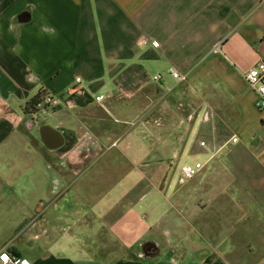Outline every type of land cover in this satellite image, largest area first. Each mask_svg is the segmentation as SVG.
I'll return each instance as SVG.
<instances>
[{
  "label": "crops",
  "instance_id": "0c3cea01",
  "mask_svg": "<svg viewBox=\"0 0 264 264\" xmlns=\"http://www.w3.org/2000/svg\"><path fill=\"white\" fill-rule=\"evenodd\" d=\"M260 61L264 0H0V183L10 173L28 188L48 184L31 193L0 253L30 264H239L214 248L222 216L206 197L213 172L241 173L264 155V111L245 78ZM40 91L59 105L27 114ZM43 124L64 135L61 148L44 144L54 131ZM179 130L178 149L192 130L190 150L204 166L168 196L154 167L160 155L146 151ZM142 159L154 173L148 187L119 207L114 191L129 175L109 170ZM43 165L47 177L35 179ZM39 211L41 226L25 236L20 226ZM141 213L148 223L136 222Z\"/></svg>",
  "mask_w": 264,
  "mask_h": 264
},
{
  "label": "rangeland",
  "instance_id": "374dc122",
  "mask_svg": "<svg viewBox=\"0 0 264 264\" xmlns=\"http://www.w3.org/2000/svg\"><path fill=\"white\" fill-rule=\"evenodd\" d=\"M182 133L179 130L177 133L167 137L168 140L164 142L159 138L146 151L148 153L147 157L150 154L160 155V157L154 159L156 164L154 167H157L162 179L168 174L165 189L168 196H171L182 185V167L186 163L194 164L197 159L190 150L191 144L195 139V135H192V130L188 133L184 148L182 150L178 149V143L175 142V138L180 137ZM225 153L227 154V151ZM130 156L133 157L134 154L131 153ZM222 156L220 155L218 159ZM259 160H261L259 165H251L241 173L237 172L233 166L225 167L222 172L218 168L219 170L213 172L208 180L213 184V188L210 189V197L206 198L210 200L211 205L222 216L218 221V226L221 229L213 231L214 234H212L215 240L213 242L214 248L222 249V254L226 257L230 256L232 261L236 257L239 264H258L264 259V155H260ZM141 163L143 164L142 166L138 162L130 161L120 167H114V169L109 170L115 176L118 174L129 175L125 178V181L119 183V188L114 191L119 193L118 195L120 196V199H118L121 202L119 207H133V192H138L148 187L147 176L154 173L148 165L150 163L149 160L142 159ZM47 175L44 165L40 167L38 174L34 173L35 179L39 177L40 180L45 176L47 177ZM0 184V239H2L3 237L5 238L7 233L11 232L8 227L12 221L18 218V214L21 211L25 212L30 209L28 206L31 202V193L44 194L48 184L46 181L34 182V189L28 188L27 185L22 186L17 182L10 173ZM35 184H37V188ZM136 186L140 188L135 189ZM21 193L30 196L21 198L19 197ZM114 197L112 195L107 200L110 202L114 200ZM143 214L148 215L150 217L149 220H152L154 216L153 211L150 210L144 211ZM135 220L136 222L143 221L148 223L147 220L142 218V213L140 215L135 214ZM13 232H15V229ZM220 241L224 245H220Z\"/></svg>",
  "mask_w": 264,
  "mask_h": 264
},
{
  "label": "built area",
  "instance_id": "2783aa9c",
  "mask_svg": "<svg viewBox=\"0 0 264 264\" xmlns=\"http://www.w3.org/2000/svg\"><path fill=\"white\" fill-rule=\"evenodd\" d=\"M143 42L149 41L147 37L142 39ZM154 46H159V41L152 40ZM172 74L175 78H178L180 81L184 82L186 77L180 75L177 71H172ZM160 76H155V79H159ZM246 81L251 89L257 93V107L261 111H264V61H260L257 65L251 67L245 73ZM77 81L80 82L81 78H77ZM104 96H98L97 100L100 101ZM42 104L48 105L50 107H57L59 105V100L52 94H45ZM238 137H233L232 141L237 142ZM201 146H205L204 141L200 142ZM204 164L202 162H195L194 164L186 163L182 167L181 171V180L182 183L192 179L196 176L199 171L203 168ZM6 257V259H5ZM0 264H30L29 261L25 258L17 256L9 251H4L0 253ZM258 264H264V261L259 262Z\"/></svg>",
  "mask_w": 264,
  "mask_h": 264
},
{
  "label": "flooded vegetation",
  "instance_id": "af4514ba",
  "mask_svg": "<svg viewBox=\"0 0 264 264\" xmlns=\"http://www.w3.org/2000/svg\"><path fill=\"white\" fill-rule=\"evenodd\" d=\"M35 115H36V113H35ZM40 128H41V126L38 128V132L40 131ZM88 142H89L88 146H90V145L95 146L96 142L94 140H89ZM60 162H63V159L60 160ZM88 169H90V167H86L85 171L87 172ZM53 183H54V186L56 187V189H58L59 193H61L60 191H61V188L63 187V183L61 182V179H59L58 175L54 178ZM63 194L64 193L60 194L59 196L62 197ZM44 204H45V202H44ZM57 204H58L57 201H55V205L56 206H57ZM44 216H45V214L40 213V214H37L36 216H34L31 220H29V223L26 225V228L23 231L24 235L25 236L29 235V233L31 231H35L39 226H41V224L43 222V219H44ZM154 248L155 247L152 244H150V243H143L141 245L142 252L147 253V254L154 253L155 252Z\"/></svg>",
  "mask_w": 264,
  "mask_h": 264
},
{
  "label": "water",
  "instance_id": "95a60500",
  "mask_svg": "<svg viewBox=\"0 0 264 264\" xmlns=\"http://www.w3.org/2000/svg\"><path fill=\"white\" fill-rule=\"evenodd\" d=\"M31 80L32 81H35V82H39V78L36 76V75H34L32 78H31ZM197 112V111H196ZM198 113V112H197ZM196 113V114H197ZM33 125H35L36 123H35V119H33ZM44 125V127H48V129H50V130H52V131H54V132H52L53 134L51 135V139H47V140H45L44 141V144L49 148V149H51V150H55V149H59V148H61L63 145H64V143H65V137H64V135L56 128V127H54V126H51V125H49V124H43ZM42 125V126H43ZM41 126V127H42ZM167 180H168V174H166L165 176H164V179H163V181H162V186H161V188H163V185L167 182ZM40 213H43V212H37V214H40ZM44 214V213H43ZM29 220H31V219H29ZM29 220H27V221H25L21 226H20V228H19V231L20 230H22V229H24L25 230V228H26V225L29 223Z\"/></svg>",
  "mask_w": 264,
  "mask_h": 264
},
{
  "label": "trees",
  "instance_id": "16d2710c",
  "mask_svg": "<svg viewBox=\"0 0 264 264\" xmlns=\"http://www.w3.org/2000/svg\"><path fill=\"white\" fill-rule=\"evenodd\" d=\"M22 17V15H20ZM45 92L40 91L36 95H34L26 104L25 112L27 114H35L39 111V106L43 102Z\"/></svg>",
  "mask_w": 264,
  "mask_h": 264
},
{
  "label": "snow or ice",
  "instance_id": "6c2138e0",
  "mask_svg": "<svg viewBox=\"0 0 264 264\" xmlns=\"http://www.w3.org/2000/svg\"><path fill=\"white\" fill-rule=\"evenodd\" d=\"M5 259H6V257H5Z\"/></svg>",
  "mask_w": 264,
  "mask_h": 264
}]
</instances>
